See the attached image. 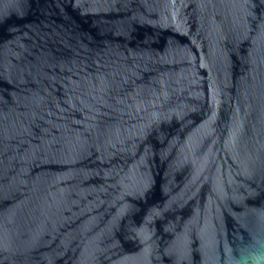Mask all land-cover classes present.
Instances as JSON below:
<instances>
[{
    "label": "water",
    "instance_id": "1",
    "mask_svg": "<svg viewBox=\"0 0 264 264\" xmlns=\"http://www.w3.org/2000/svg\"><path fill=\"white\" fill-rule=\"evenodd\" d=\"M0 264H264V0H0Z\"/></svg>",
    "mask_w": 264,
    "mask_h": 264
}]
</instances>
